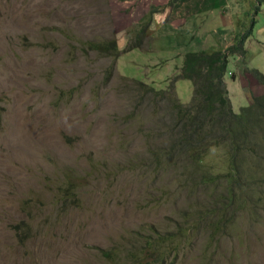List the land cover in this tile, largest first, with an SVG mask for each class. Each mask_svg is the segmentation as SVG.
Wrapping results in <instances>:
<instances>
[{"label": "rangeland", "instance_id": "1", "mask_svg": "<svg viewBox=\"0 0 264 264\" xmlns=\"http://www.w3.org/2000/svg\"><path fill=\"white\" fill-rule=\"evenodd\" d=\"M248 28L245 68L229 57L223 75L232 114L264 86V0H0V264H139L156 232L176 236L163 264H264V117L233 180L220 142L188 167L203 178L187 197L177 169L148 160L175 111L119 78L167 89L185 52L232 48ZM109 39L104 84L111 59L88 43ZM170 90L189 105L188 79Z\"/></svg>", "mask_w": 264, "mask_h": 264}, {"label": "trees", "instance_id": "2", "mask_svg": "<svg viewBox=\"0 0 264 264\" xmlns=\"http://www.w3.org/2000/svg\"><path fill=\"white\" fill-rule=\"evenodd\" d=\"M249 33L250 28L240 37L239 43L232 48L226 46L217 50L185 52L181 58L178 76L176 75L167 89H156L151 84L119 76L125 82H129L141 90H147V93L152 97L158 94L159 96L155 97L157 101L161 102L167 110L175 111L176 116L173 122L177 127L176 133L168 139L166 137L167 143L161 157L153 154L155 159L148 160L160 170L166 171L160 162L167 168L171 166L177 169L175 173L171 171L175 177L174 182L186 192L187 197L195 193L193 189L195 183L203 178L193 174L188 167L196 168L204 155L210 149L215 148L218 143H223L230 151L228 157L230 171L227 176L231 180H233L232 174L235 177L234 171L239 167L236 163V157L241 155L248 158V156L254 155L257 149H260L256 143H249L251 142L250 134L253 135L254 129L256 127L259 129V125L263 123L260 120L264 117V93L253 96L247 105L241 106L237 113L232 114L223 83L228 58L241 55V46L239 47V45ZM88 46L92 49L94 47L101 49L103 55L111 59L109 70L104 76V84H106L113 76L115 58L119 54L115 42L113 39H109L89 42ZM252 76L256 82L264 84L260 72L254 70ZM177 78L188 79L192 84L189 105H181L170 90ZM198 104H202V107H197ZM195 107L196 110L194 111ZM206 114L211 118L207 117ZM256 120L259 121L255 123ZM257 140L261 143V140L258 138ZM257 155L256 152L255 156ZM207 179L205 178V181ZM229 197L231 198L232 195ZM220 217L223 216L216 218ZM175 240L176 236L171 232L150 233L145 239V248H138L137 251H134L135 254L132 253L130 257L140 264L139 254L141 253L149 260L147 264L150 262L163 264L167 255L172 253L168 251L164 253V249L166 246L174 245ZM103 256H108V253L103 252Z\"/></svg>", "mask_w": 264, "mask_h": 264}, {"label": "crops", "instance_id": "3", "mask_svg": "<svg viewBox=\"0 0 264 264\" xmlns=\"http://www.w3.org/2000/svg\"><path fill=\"white\" fill-rule=\"evenodd\" d=\"M125 1H127V0H125ZM149 5H150L151 7H156V6H157V4H155V3H150ZM221 8H222V7H221ZM221 12H222V14L224 13V9H223V8H222ZM246 30H247V29H246ZM246 30H245V31H246ZM250 30H251V28H250ZM240 34H241V33H240ZM244 39H245V38H244ZM244 39H243V40H244ZM243 40H242V41H243ZM225 46H226V45H224L222 48H221V46H220L219 49H223V48H225ZM232 57L234 58L233 61L235 62V63H234L235 66H237V67L242 66V67L245 68V66L243 65V61L241 60L240 56L235 55V56H232ZM248 61H250V58H249ZM248 61H247V62H248ZM260 73L263 74L261 71H260ZM252 93H253L255 96L264 93V86L261 85V86L257 87L256 89L253 88V89H252Z\"/></svg>", "mask_w": 264, "mask_h": 264}, {"label": "bare ground", "instance_id": "4", "mask_svg": "<svg viewBox=\"0 0 264 264\" xmlns=\"http://www.w3.org/2000/svg\"><path fill=\"white\" fill-rule=\"evenodd\" d=\"M136 45V44H135Z\"/></svg>", "mask_w": 264, "mask_h": 264}]
</instances>
